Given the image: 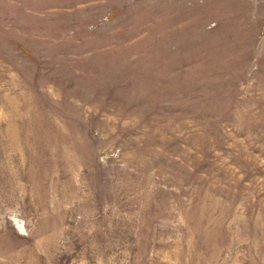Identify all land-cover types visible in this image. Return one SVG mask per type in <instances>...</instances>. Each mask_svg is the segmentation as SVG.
I'll use <instances>...</instances> for the list:
<instances>
[{"label": "rangeland", "instance_id": "374dc122", "mask_svg": "<svg viewBox=\"0 0 264 264\" xmlns=\"http://www.w3.org/2000/svg\"><path fill=\"white\" fill-rule=\"evenodd\" d=\"M0 264H264V0H0Z\"/></svg>", "mask_w": 264, "mask_h": 264}]
</instances>
